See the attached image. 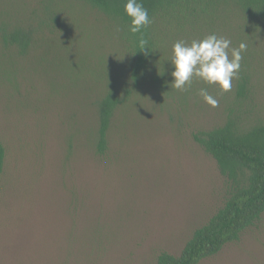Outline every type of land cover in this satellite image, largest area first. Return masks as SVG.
I'll return each instance as SVG.
<instances>
[{
  "label": "rangeland",
  "instance_id": "obj_1",
  "mask_svg": "<svg viewBox=\"0 0 264 264\" xmlns=\"http://www.w3.org/2000/svg\"><path fill=\"white\" fill-rule=\"evenodd\" d=\"M64 7L56 24L47 20L42 28L41 54L16 60L17 84L0 89V264H153L160 251L176 255L226 195L224 178L194 136L230 111L248 124L264 121V35L250 37L242 53V100L236 79L228 92L199 79L185 92L168 76L158 99L146 93L141 105L115 114L100 156L92 101L103 85L96 74L125 60L97 12L78 8L82 17L70 18ZM232 27L222 36L230 40ZM201 88L218 107L203 101ZM198 264H264V213Z\"/></svg>",
  "mask_w": 264,
  "mask_h": 264
},
{
  "label": "trees",
  "instance_id": "obj_2",
  "mask_svg": "<svg viewBox=\"0 0 264 264\" xmlns=\"http://www.w3.org/2000/svg\"><path fill=\"white\" fill-rule=\"evenodd\" d=\"M126 2L0 0L2 90L6 84H17L16 60L24 55L41 54L37 52L45 41L42 28L47 20L53 25L57 23L56 13L63 11L62 3L68 5L64 8L70 18L82 17L78 8L84 14L88 8L108 22L106 27L101 22L103 31L117 42L125 63L116 70L112 66L99 67L96 74V80L103 85L92 101L97 117L94 148L100 156L107 150L108 132L116 113L125 115L129 107L141 105L139 101L146 99V93L158 99V93L167 91L168 76L174 70L172 65L169 70L168 60L176 41L190 44L210 34L222 36L232 27V19L239 24L232 27V30L236 28L232 32L235 36L230 35L231 44L236 42L238 46L246 42L248 45L250 37L264 35V0H138L148 10L151 23L137 34L129 32L130 18L124 11ZM88 22L84 21L85 31H89ZM112 24L118 29L116 33L111 29ZM141 38L147 41L144 49H140ZM84 65L81 63L80 67ZM245 71H239L235 81L236 97L240 100L248 91ZM194 139L214 160L224 178L226 195L209 218L193 229L178 254L160 251L153 264H198L216 255L225 244L237 241L241 232L264 213V121L248 124L245 118L230 111L220 124L201 131ZM4 161L5 147L0 141V177Z\"/></svg>",
  "mask_w": 264,
  "mask_h": 264
},
{
  "label": "clouds",
  "instance_id": "obj_3",
  "mask_svg": "<svg viewBox=\"0 0 264 264\" xmlns=\"http://www.w3.org/2000/svg\"><path fill=\"white\" fill-rule=\"evenodd\" d=\"M125 14L130 18L129 32L140 33L150 25L148 10L138 0H127L124 5ZM140 49H144L147 41H139ZM231 41L223 36L210 34L206 37L186 43L176 41L172 46L170 59L173 71L171 86L180 91H188L194 79H199L207 85H216L221 92L232 89V81L238 79L243 59L242 53L247 51L248 45L241 42L231 48ZM198 95L211 107H218L219 101L201 88Z\"/></svg>",
  "mask_w": 264,
  "mask_h": 264
}]
</instances>
